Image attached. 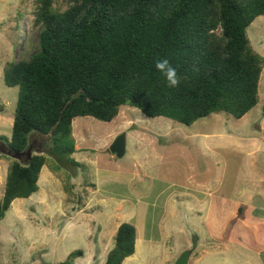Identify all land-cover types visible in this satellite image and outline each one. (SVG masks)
Masks as SVG:
<instances>
[{"label":"trees","instance_id":"1","mask_svg":"<svg viewBox=\"0 0 264 264\" xmlns=\"http://www.w3.org/2000/svg\"><path fill=\"white\" fill-rule=\"evenodd\" d=\"M65 2L61 10L57 0H36L31 27L39 30L38 47L4 66L5 85L18 87L19 96L12 137L0 142L12 153L26 151L33 134L48 137L50 145L9 166L0 222L15 200L38 192L47 156L73 162L77 118L111 123L129 106L192 126L219 113L241 120L260 102L264 57L247 32L264 16V0ZM157 58L176 67L179 87H167ZM136 235L133 224H121L106 264L133 256ZM82 255L75 252L62 264Z\"/></svg>","mask_w":264,"mask_h":264},{"label":"rangeland","instance_id":"2","mask_svg":"<svg viewBox=\"0 0 264 264\" xmlns=\"http://www.w3.org/2000/svg\"><path fill=\"white\" fill-rule=\"evenodd\" d=\"M57 6L61 10L67 8L65 0H57ZM35 11L36 0H0V137L8 140L12 137L19 88L5 85L4 66L29 58L36 51L39 30L31 27ZM261 28L263 37L264 16L256 19L247 32L254 46ZM259 95L264 103V81ZM127 110L133 116L127 113L123 121L122 114ZM263 112L264 106L258 105L241 120L219 113L192 126L167 118H149L129 106L122 107L111 123L91 117L77 118L72 136L78 145L71 156L74 163H59L47 156L38 192L29 199L15 200L0 222V264H62L78 251L87 258L89 249H98L104 234L109 235L115 227L116 198L129 201L141 198V202L156 206L148 214L149 219L146 217L148 221L143 223L140 217L137 223L141 221L143 236L160 239V243H148L130 264H176L186 251L191 252L189 264H218L227 251L221 250L217 256L205 252L211 251L212 245L224 246L228 242L234 224L233 211L242 196L256 193V182L264 176L260 175V168L256 176L253 174L248 152L243 146L238 147L239 139L244 143L253 135L261 137L257 125L262 122ZM205 134H214V139L205 140ZM121 135L127 136V152L118 158L110 152V147ZM140 138L146 140V146L150 140V146L145 148L149 156L146 163L141 145L133 142ZM205 141L209 150L202 148ZM1 143L0 200L9 166L15 160L7 155V148ZM30 145L31 152L38 153L50 144L48 137L33 134ZM21 160L25 163L27 157ZM185 170L191 175L190 182L179 183L184 180ZM142 171L150 178L144 179ZM133 172H139L140 176L132 178ZM183 188L190 193L186 198L179 195ZM170 195L177 197L174 198L177 215H162V205ZM255 197L256 206L262 207V192ZM98 201L102 202V208H98ZM105 202L108 206H103ZM199 204L204 207L202 214L193 212ZM62 223L67 227L59 235ZM220 230L225 231L224 239L216 237ZM232 234L235 236V232ZM111 244L114 246L115 242ZM78 258H72L71 264L86 262ZM106 261L107 256L104 264ZM233 263L234 260L230 264Z\"/></svg>","mask_w":264,"mask_h":264},{"label":"crops","instance_id":"3","mask_svg":"<svg viewBox=\"0 0 264 264\" xmlns=\"http://www.w3.org/2000/svg\"><path fill=\"white\" fill-rule=\"evenodd\" d=\"M263 17V16H262ZM258 19V18H257ZM256 21V20H255ZM254 21V22H255ZM253 22V23H254ZM252 23V24H253ZM251 27V26H250ZM249 27V28H250ZM249 30V29H248ZM263 40V41H261ZM251 42V41H250ZM252 45V43H251ZM253 49L260 54L262 57H264V36L262 37V28L260 29V34H259V41L257 42L256 46L252 45ZM264 81V68L262 71L261 75V80H260V85H259V94H260V87L262 86V83ZM260 96V95H259ZM262 99L260 97V102L258 105L264 106V103H262ZM257 105V106H258ZM127 113H130V111H124L122 114V120L126 121L127 119ZM131 116H133L132 113H130ZM257 129L261 134V137H257L258 135H253V137L242 143V140L239 139V146H243L245 151L248 152V157H249V168L253 169V174L256 176L257 174L255 173L257 170L260 168V175L263 173L264 174V112H263V118L262 122L260 125H257ZM205 137V140H211L214 139V134H205L203 135ZM127 137V136H126ZM138 141L137 144L141 145V151L145 152L144 155V162L148 160V151L145 150V148L150 146V140H147L148 144H144L146 140L143 138L138 139H133V142ZM207 141L203 144V147L205 150H209L207 145ZM78 145H75V149L78 150ZM126 152H127V138H126ZM143 169V168H142ZM140 169V170H142ZM184 174V180H180L179 183L183 181V183L187 184L190 182V173L188 174V171L185 170L183 172ZM137 176H140L139 172H133L132 178L136 179ZM144 179H149L150 177L145 171H142V175ZM203 181V180H201ZM192 183V182H191ZM256 193L253 191L249 193L248 195L242 196V201L238 204V208L233 211V221L232 223L233 226L231 227L232 229L228 233V242H225L224 246H221L219 244L212 245L211 251H206L205 253H210L212 256H217L218 254L221 253V250L227 251V253H223L222 256L225 258L221 257V261L218 262V264H230L234 260V263H241V264H264V203L262 207H258L255 204V196L258 193L263 194L264 196V176H262L259 181L256 182ZM203 189V188H202ZM184 192L180 193V196H184L185 198L187 197L188 194V189L183 188L182 189ZM177 198L176 195L174 196H167L164 203H163V213L162 215H177V205L175 199ZM115 199V198H114ZM264 200V197L262 198ZM90 201H88L87 205L84 206L83 210H85L88 205L90 204ZM104 203V199L101 200ZM101 201H98L99 205L98 208L101 207ZM170 203L172 204V208L169 209ZM115 205V211L118 212V218L116 219L117 221L115 222V227H113L111 232L109 231V235L106 233L101 239V246L98 249H89L88 252V257L85 258V255L83 254L80 256L78 259H86V262L84 264H104L105 261V256L108 257L109 252L113 249V245L111 243L115 242V237L118 232V229L121 224L124 223V221L127 223H131L135 225L136 228V243H135V254L129 258H127L123 264H130L134 262L136 259V255L140 253L142 249H145L147 247L146 245L148 243H160L159 240H155L151 238L150 236H143L142 230H140L139 223L142 221L144 223L145 220L148 221L149 215L154 212L152 209H155V203L150 206L148 203H143L141 202V198H134V200H127L125 198L122 199H115L114 202ZM103 206H108L107 203ZM203 206L201 204L198 205V208L196 211L193 210L194 213L197 214H202L201 211L203 210ZM191 209V208H190ZM192 210V209H191ZM149 214V215H148ZM125 217H128L127 220ZM140 217L143 218V220L140 219ZM148 217V219L146 218ZM141 220L139 223H137L138 220ZM64 227H67V224L65 223ZM63 227V229H64ZM63 229L59 235L62 234ZM86 234L90 236L89 230H86ZM99 232L102 233V229H99ZM220 234L216 235L217 238L219 239H224V233L225 231H219ZM233 232H235V236H233ZM219 239H213L212 241L219 242ZM236 242L237 244H234ZM239 245V246H236ZM103 248V250H101ZM221 255V254H220ZM228 256V257H227ZM191 257V256H190ZM199 259H197L196 262ZM214 259V257L212 258ZM190 261V259H189ZM233 263V264H234ZM83 264V263H82Z\"/></svg>","mask_w":264,"mask_h":264},{"label":"water","instance_id":"4","mask_svg":"<svg viewBox=\"0 0 264 264\" xmlns=\"http://www.w3.org/2000/svg\"><path fill=\"white\" fill-rule=\"evenodd\" d=\"M31 136H30V138H31ZM30 138H29V147L26 149V151H24L22 153H12L5 146L7 148V155L14 158L17 161H22L21 160L22 157H27L28 159H30L34 153V152H31ZM110 152L112 154L116 155L118 158H122L125 156V154H126V136L125 135H121L115 140V142L110 147ZM64 225H65V223L61 224L59 234L61 233ZM190 256H191V252L186 251L185 253H183L181 255V257L178 259L176 264H189Z\"/></svg>","mask_w":264,"mask_h":264},{"label":"clouds","instance_id":"5","mask_svg":"<svg viewBox=\"0 0 264 264\" xmlns=\"http://www.w3.org/2000/svg\"><path fill=\"white\" fill-rule=\"evenodd\" d=\"M155 69L161 74L167 87L177 88L181 83L176 67L167 58H157L154 62Z\"/></svg>","mask_w":264,"mask_h":264},{"label":"flooded vegetation","instance_id":"6","mask_svg":"<svg viewBox=\"0 0 264 264\" xmlns=\"http://www.w3.org/2000/svg\"><path fill=\"white\" fill-rule=\"evenodd\" d=\"M2 145H4L3 143H1ZM5 146V145H4Z\"/></svg>","mask_w":264,"mask_h":264}]
</instances>
